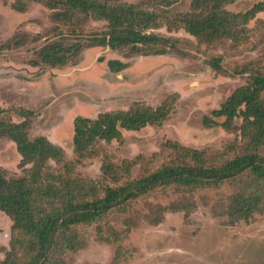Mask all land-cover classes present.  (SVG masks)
Returning <instances> with one entry per match:
<instances>
[{"label":"rangeland","instance_id":"374dc122","mask_svg":"<svg viewBox=\"0 0 264 264\" xmlns=\"http://www.w3.org/2000/svg\"><path fill=\"white\" fill-rule=\"evenodd\" d=\"M20 1L27 5L24 12L13 7L15 0H0L1 119L19 123L26 120L20 110L33 112L28 119L30 139L46 137L63 148L70 164L79 161L73 147L77 117L95 119L101 113L129 110L137 103L172 108L162 125L124 130L120 141L98 143L97 154L75 164V176L114 185L102 176L103 166L110 163L124 169L128 179L145 177L175 162L177 154L168 143L206 150L217 164L243 152L247 141L241 132L242 118L228 130L206 126L204 118L211 117L238 88L251 84L254 76H264V12L245 25V41L225 39L207 45L183 28L169 30L167 19L173 21L177 14L191 11L193 0H117L151 11H169V18L150 31L179 39L176 48L160 56L97 46L85 48L65 65L52 66L43 60L47 46L56 42L86 45L89 38L107 30V23L90 20L75 28L56 20L54 12L40 3ZM259 1L239 0L227 9L244 13ZM75 29L83 33L73 34ZM110 60H120L127 67L112 72ZM217 60L220 70L211 66ZM21 164L16 143L0 136V169L9 177H21ZM48 165L56 174L65 172L62 163L50 160ZM236 190L227 184L189 194L194 208L190 212L167 210L159 224L147 218L150 205L168 207L185 196L172 189L151 192L124 211L76 227L85 246L68 252L65 260L67 264H264V210L248 221L239 218L231 204ZM12 224L0 210V261L11 247ZM113 230L121 238L120 249L104 239ZM118 251L121 255L116 259Z\"/></svg>","mask_w":264,"mask_h":264},{"label":"trees","instance_id":"16d2710c","mask_svg":"<svg viewBox=\"0 0 264 264\" xmlns=\"http://www.w3.org/2000/svg\"><path fill=\"white\" fill-rule=\"evenodd\" d=\"M31 1L53 11L54 18L68 26L80 28L90 20L107 23V30L89 38L86 45L76 42L64 46L56 42L47 46L43 51V60L52 66L65 65L68 60L79 57L85 48L97 46L114 51L131 48L133 52L143 55L162 56L176 48L179 41L150 31L159 28L161 20L169 18V11H151L141 4L117 0ZM238 1L193 0L191 11L177 14L173 21L167 19V23L171 24L169 30L183 28L207 45L225 39L236 43L245 41V25L264 12V0L244 13L227 9V6ZM13 7L24 12L27 5L15 0ZM76 30H73V34L83 33ZM108 66L112 72H120L127 64L110 60ZM211 66L214 70H220L218 60L212 62ZM253 80L251 84L238 88L220 109L214 110L213 117L204 118L206 126H220L227 130L233 128L237 118H242L241 132L247 141L242 153L217 164L216 157L209 156L206 150L168 143V147L177 154L175 162L145 177L128 179L124 169L106 163L103 166V179L106 182L111 180L114 185L75 176V164L97 154L98 143L120 141L124 130L139 131L149 125H162L170 117V106L163 104L153 108L137 103L129 110L101 113L95 119L77 117L73 147L79 161L70 164L65 160L62 147L46 137L30 139L31 124L28 119L33 112L20 110L19 114L26 120L19 123L4 121L0 117V136L16 143L24 170L21 177H9L5 169H0V210L13 222L11 247L0 264H67L65 255L68 252L76 253L85 246V239L76 227L98 223L111 212L124 211L133 201L156 191L166 193L172 189L185 197L168 207L151 204L152 212L147 216L151 224L161 223L167 210L190 212L195 205L189 194L210 188L219 189L227 184L237 188L231 204L239 218L248 221L256 213L262 212L264 76L256 75ZM3 113L4 110L0 108V116ZM218 118L225 120L219 122ZM50 160L64 164L65 172L54 173L48 165ZM126 166L130 170L128 164ZM122 179L126 180L119 184ZM104 239L114 243L117 249L122 247L121 238L115 230ZM120 255L121 251H118L116 259Z\"/></svg>","mask_w":264,"mask_h":264}]
</instances>
